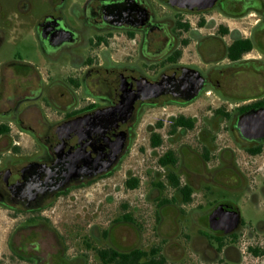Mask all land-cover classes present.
<instances>
[{
    "label": "flooded vegetation",
    "instance_id": "1",
    "mask_svg": "<svg viewBox=\"0 0 264 264\" xmlns=\"http://www.w3.org/2000/svg\"><path fill=\"white\" fill-rule=\"evenodd\" d=\"M6 1H0V52L7 43L14 51L0 59V208L40 214L59 196L117 169L145 111L154 108L160 116L146 125L153 159L147 174L152 190L175 194L160 208L189 204L195 194L205 197L230 183L254 202L256 188L264 198V185L257 184L264 136L244 137L238 126L242 115L255 124L249 116L264 108V0ZM27 29L33 54L21 49ZM165 73L197 83V94L186 98L184 89L131 104L122 99L125 90L150 86ZM197 101L204 105L194 113L168 110ZM98 114H104L99 121ZM112 157L110 170L100 174ZM227 202H212L204 214V230L191 239L200 244L198 255L209 264H264V221L247 224L240 214L227 230L225 218L214 214ZM6 246L13 257L37 262L8 240ZM152 250L141 259L169 264Z\"/></svg>",
    "mask_w": 264,
    "mask_h": 264
},
{
    "label": "rangeland",
    "instance_id": "2",
    "mask_svg": "<svg viewBox=\"0 0 264 264\" xmlns=\"http://www.w3.org/2000/svg\"><path fill=\"white\" fill-rule=\"evenodd\" d=\"M0 1L7 4L6 0ZM68 1L80 4L83 0ZM23 36L21 49L33 54L35 43L28 29ZM13 51L12 44H5L0 59L9 57ZM202 105L204 102L197 101L183 108L170 105L168 110L188 114ZM159 112L158 108L145 111L138 137L117 169L59 196L50 209L40 214H17L0 208V264H33L13 257L6 246L7 240L16 249H22V257H36L35 264H102L95 252L104 247L120 250L153 247L166 255L169 264H209L198 255L199 242L191 239L204 230V214L212 202L227 200L237 206L247 224L264 221V198L259 190L255 189L259 198L254 202L246 190H237L232 183L228 185L230 188H215L213 194L208 191L205 197L195 194L189 204L178 205L177 200L176 208H160L161 200H170L175 194L172 188L164 192L152 190L147 174L153 159L149 156L146 125L156 121ZM13 139L29 141L25 134H13ZM184 139L190 140L186 136ZM129 174L139 179L134 189L125 185ZM257 184L264 185V176L258 178ZM125 216L131 222H125Z\"/></svg>",
    "mask_w": 264,
    "mask_h": 264
},
{
    "label": "water",
    "instance_id": "3",
    "mask_svg": "<svg viewBox=\"0 0 264 264\" xmlns=\"http://www.w3.org/2000/svg\"><path fill=\"white\" fill-rule=\"evenodd\" d=\"M199 85L195 82L189 81L186 77L183 78L182 76H178L176 78H172V75L167 73L164 74L158 81L154 82L153 84L146 85V84H138L123 92L121 96L123 100H128L131 104L135 99L139 97H149L154 96L160 93H167L173 91H182L186 89L188 91V95L186 98L194 97L198 90ZM153 94V95H152ZM119 109V108H117ZM115 112V110H114ZM111 113V112H109ZM117 113V112H116ZM104 114H98L93 119L101 120ZM111 117H114L111 115ZM247 115L240 116L238 120V126L241 130V134L247 138H257L264 136V108L258 112L255 116L251 115L249 118H253L256 120L255 124L248 125L247 124ZM115 157H112L107 162H105L101 168L99 169V173L108 172L110 170V166L114 161ZM96 171H94L95 173ZM90 173V172H89ZM214 214H220L225 218L224 222H227L228 229L232 230L240 223V213L239 210L235 207H232L231 203L227 202L224 204L219 205L215 210Z\"/></svg>",
    "mask_w": 264,
    "mask_h": 264
},
{
    "label": "trees",
    "instance_id": "4",
    "mask_svg": "<svg viewBox=\"0 0 264 264\" xmlns=\"http://www.w3.org/2000/svg\"><path fill=\"white\" fill-rule=\"evenodd\" d=\"M139 179L129 178L125 181L126 187L134 189L138 186ZM172 184L175 186L178 184L177 181H173ZM185 200H189V190L185 189ZM125 222H131L128 216L124 217ZM97 257L102 260L105 264H166L164 258L154 257L152 261H146L141 259L142 255L146 254V251L139 249H131L128 251H117L111 247L107 248H98L96 249ZM152 253L154 256L158 253L157 249L153 248ZM135 256V258H133Z\"/></svg>",
    "mask_w": 264,
    "mask_h": 264
}]
</instances>
